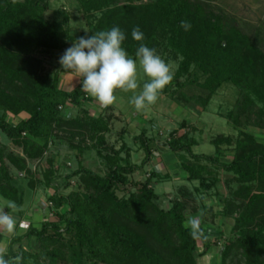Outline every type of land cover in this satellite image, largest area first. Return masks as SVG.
Here are the masks:
<instances>
[{"label": "trees", "instance_id": "trees-1", "mask_svg": "<svg viewBox=\"0 0 264 264\" xmlns=\"http://www.w3.org/2000/svg\"><path fill=\"white\" fill-rule=\"evenodd\" d=\"M114 1L101 0L102 7L99 8L111 6ZM128 5L122 8L125 9L123 13L116 6L103 13L91 26V35L118 26L127 35L123 46L133 58L143 43L148 47L153 46L157 52H165L167 62L170 59L178 61V70L166 89L174 84L179 89L185 88L187 84L182 82V77L189 74L192 67H197L206 75L203 83L197 82L209 92L202 98L205 107L220 88L233 82L239 86L241 97L228 113V118L236 128L248 122L253 96L264 101V55L260 53L254 60L248 57L254 46L245 33L224 16L206 11L204 4L191 0H161V4L154 7L155 10L145 5ZM49 9V0H26L24 3L0 0V131L22 150V153H16L0 141V196L14 202V209L24 205L26 190L22 183L26 178L31 177V187L42 183L32 171L30 162L41 158L49 148V138L56 130V124L63 120L62 107L69 101L80 106L85 100L81 90L67 91L60 87L57 77L51 79L50 75L40 74L27 65V57H33L34 49H57L64 36L72 43L76 39L68 29H64L67 16L64 22L46 19L45 14ZM182 21H189L191 29L185 31L181 27ZM137 27L144 33L142 41L132 38V30ZM22 113L28 116L16 123L10 120L11 115L19 117ZM95 129L99 131L97 127ZM177 133V130L172 132V140L168 144L172 151L182 155L179 166L186 173L187 180L194 185V190L184 188L180 196L173 200L171 208L163 206L165 198L153 186L163 180L160 173H150L145 181L133 177L135 172L144 170L152 157L148 138L142 142L146 157L141 164H133L128 158L123 160L120 150L115 154L119 159L115 156L108 159L109 171L105 175L85 167L76 171L75 175L84 174L87 188H93L94 194H90L88 199L77 195L80 200H75L73 204L72 198L55 192L49 201L59 221H43L41 228L32 224L26 234L16 235L12 239L8 251L0 254V260L4 264H166L163 252L156 247L163 245L167 248L176 241L178 250H172V253L179 255V264H198L196 254L201 257L210 253L221 245L223 236H208L202 225L194 232L185 223L198 214L197 195L218 187L220 178L205 164L206 161L218 163V160L195 153L193 147L197 142L189 140L192 138L187 132L173 138ZM234 142L237 149L234 160L219 164L234 175L228 183L230 195L223 198L225 215L234 219V235L231 244L225 241L219 256L221 264H227L228 257L237 251L248 264H262L264 143L243 132L236 140L230 136H220L216 141L218 147L223 143L230 146ZM7 159L16 169L17 177L10 170ZM57 169L53 167L49 174L57 173ZM52 182L46 179L45 184L51 186ZM234 183L238 184V188L233 186ZM133 187L137 189L132 190ZM119 188L127 193L120 196ZM200 199L204 200L203 197ZM70 202L72 207L69 214L75 217L72 219H69L68 213L60 212ZM188 209L190 218L186 216ZM202 219L205 220L204 217ZM63 223L66 229H63ZM143 226L147 227L146 231L142 230ZM169 232L175 236L171 241ZM65 234L72 235L67 244L72 256L61 261L53 248L64 243ZM1 238L0 233V242ZM34 238L43 244L47 255L34 251ZM24 241L32 250L23 246ZM200 243L202 252H199Z\"/></svg>", "mask_w": 264, "mask_h": 264}, {"label": "rangeland", "instance_id": "rangeland-1", "mask_svg": "<svg viewBox=\"0 0 264 264\" xmlns=\"http://www.w3.org/2000/svg\"><path fill=\"white\" fill-rule=\"evenodd\" d=\"M11 1L24 3L26 0ZM100 1L49 0L50 9L45 17L51 22H64V18L67 16L64 29H68L69 34L75 35L74 42H78L79 37L91 35V26L96 24L103 13L113 6L121 9L123 13L125 9L122 8L129 6L128 4H134L133 6L145 5V7L152 10H155L154 7L161 4V0H115L111 6L99 8L101 6ZM191 1L204 4L206 11L224 16L245 33L252 42V46H254L250 50L249 58L252 57V60H254L258 58L260 53L264 55V0ZM168 35L170 34L168 33ZM157 38H159V34ZM73 43L64 36L60 41V47L57 49L47 47L34 49L36 50L33 53L34 58L32 55L27 57V65L34 67L40 74L50 75L51 79L57 77L60 80V87L67 91L81 90L82 78L74 72L64 71L59 63L60 56ZM150 47L153 48V46ZM158 54L166 61L167 54L165 52L159 51ZM167 63L175 75L178 70V61L170 59ZM205 79L206 75L202 71L197 67H192L190 73L182 77V82L187 84L185 88L179 89L175 84L167 89L164 88L153 104L147 105L140 111H137L130 103L133 95L132 91L126 92L118 89L115 93L116 99L114 102L111 105L104 106L96 98L81 90L85 97L83 104L76 106L69 101L67 105L62 107L63 120L56 124V130L49 138V148L41 158L30 162L32 171L37 174L36 177L38 176L42 183L31 187L29 183V180H32L31 177L23 181L26 195L24 205L21 208L24 214H18L19 210L8 211L4 206L11 200L2 195L0 196V208L9 212L17 220L19 228V230L16 228L17 230L13 233H8L2 227H0V231L11 239L18 234H26L33 223L37 228H41L43 221L58 222L59 216L53 210V205L49 201V197L55 192L58 191L60 195L72 198L73 204L76 203L75 200H80L77 195L80 196L79 198L88 199L90 194H94L93 188H87L84 174L77 173L75 175L76 171L85 167L98 174L105 175L109 171L108 159L112 158L110 156L119 159V156L115 154L120 150V156L123 160L128 158L133 164H141L146 157L145 151L142 149V142L148 138L153 151L152 157L144 170L135 172L133 177L135 180L145 181L150 173L155 171L160 173L163 180L153 186L165 198L163 206L171 208L174 204L173 200L180 196L184 188L194 190V185L187 180L186 173L181 171L179 166L182 155L180 156L179 153L172 151L168 144L172 140V132L177 130L178 133L173 138L187 132L188 136L192 138H189V140L197 142L193 147L195 153L212 156L218 160V163L216 161L205 162L212 169L214 175L220 178L218 187L210 192L205 191L197 195L199 201V204H197L198 214L191 217L190 210L192 208L190 207V210L186 211V216L191 218L185 225L190 227L189 221L195 219L199 225L206 229L208 236L222 234L223 241L219 247H215L210 253L201 257L196 254L198 264H221L219 251L223 250L222 246L225 241L231 244L234 235L232 231L234 219L225 215L226 208L223 201V198L230 195L228 183L234 175L227 172L219 164L220 162H232L237 154V149L236 142L230 146L223 143L218 147L216 141L220 136H230L236 140L239 133L243 132L254 136L258 142L264 143V101L253 96L255 104L252 103L253 107L252 110L250 109L251 116L248 118V122H243L241 126L236 128L228 118V113L235 108L238 98L241 97L239 86L233 82L226 83L205 107L202 98L206 97L209 92L197 85V82L203 83ZM138 81L140 88H142L143 83L147 81V77L139 72ZM136 91L138 92L139 88ZM69 113L70 116L67 115ZM27 116L26 113H22L19 117L11 115L10 120L16 123L20 118L23 119ZM96 127L99 130L98 132L95 129ZM0 141L7 144L9 149L14 152L22 153V150L16 147L1 131ZM6 162L10 170L15 172L14 176L17 177L16 169L8 159ZM53 167L59 170L57 169V173L49 174ZM46 179L53 180V185H46ZM196 184L198 183L196 182ZM233 186L238 188L236 183ZM133 189L136 190L137 188L133 187ZM126 193V190L118 189L120 196ZM201 197L204 200L201 201ZM241 204H244V202ZM203 205L206 207H203ZM71 207L72 203L70 202L60 209L61 213H68L69 219L75 218L72 214H69ZM203 214H205L203 216L205 220L202 219ZM21 222L25 223V227L19 226ZM62 227L66 229L64 223ZM146 228L143 226L142 230L146 231ZM71 238L72 235L67 234L63 239L64 243L53 248V252L61 261L72 256V251L68 249L67 245L68 240H71ZM169 238L170 241L175 238L174 234L172 236V233L169 232ZM149 240L150 238H148V242L151 243V240ZM4 242L1 244L2 248L5 246ZM172 244L173 246L169 245L167 248L163 245H158L156 248L163 252L166 264H179V255L172 253L174 252L172 250L177 249L178 242L174 241ZM32 245L34 251L47 255L46 248L37 240L35 241V238ZM58 247L61 248L63 253L60 252ZM199 248V252H202L203 246L201 243ZM27 249H30L28 245ZM227 264H248V262L239 252L233 251L227 259Z\"/></svg>", "mask_w": 264, "mask_h": 264}, {"label": "clouds", "instance_id": "clouds-1", "mask_svg": "<svg viewBox=\"0 0 264 264\" xmlns=\"http://www.w3.org/2000/svg\"><path fill=\"white\" fill-rule=\"evenodd\" d=\"M181 27L191 29L189 21H182ZM132 38L136 41L144 39L139 27L132 30ZM127 35L120 27H112L92 35L81 36L60 56L59 63L64 71H71L82 78L81 90L96 98L102 105H111L116 99V91H132L130 103L137 111L153 104L162 90L174 78L170 65L158 54L155 48L141 43L131 56L123 46ZM142 72L147 81L140 88L138 73ZM139 88V91L136 90ZM67 115H71L70 113ZM4 207L14 209L15 203L9 201ZM189 224L194 232L199 223L192 219ZM20 227H25L21 222ZM0 227L13 233L17 220L0 208ZM0 264H4L0 260Z\"/></svg>", "mask_w": 264, "mask_h": 264}, {"label": "crops", "instance_id": "crops-1", "mask_svg": "<svg viewBox=\"0 0 264 264\" xmlns=\"http://www.w3.org/2000/svg\"><path fill=\"white\" fill-rule=\"evenodd\" d=\"M13 210H19V213L18 214H21V215H23L24 214V212H23V210H22V208H16V209H12V210H10V212H13ZM15 215V214H14ZM33 225L35 226V223H33ZM36 227V226H35ZM16 228H18V226L16 227ZM4 230V229H3ZM15 230H17V229H15ZM18 230H19V228H18ZM0 233H1V235H2V238H1V242H0V254H3L4 252H7L8 251V249H9V247H10V244H11V241H12V239L15 237H13V238H9V237H7V236H5V234H4V232H1L0 231ZM18 235H22V234H18ZM7 238V239H6ZM6 239V240H5ZM5 241V242H4ZM5 243V246H3V248H2V246H1V244L2 243ZM27 245H28V243L26 242V241H24V243H23V246L27 249ZM18 247V244L15 246V248H17Z\"/></svg>", "mask_w": 264, "mask_h": 264}]
</instances>
